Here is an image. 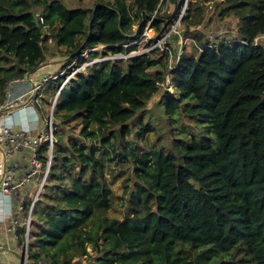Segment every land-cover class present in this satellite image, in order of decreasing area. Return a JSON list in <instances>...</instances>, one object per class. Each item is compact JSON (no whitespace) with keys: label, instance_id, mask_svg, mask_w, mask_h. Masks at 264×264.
<instances>
[{"label":"trees","instance_id":"trees-1","mask_svg":"<svg viewBox=\"0 0 264 264\" xmlns=\"http://www.w3.org/2000/svg\"><path fill=\"white\" fill-rule=\"evenodd\" d=\"M202 1L189 0L180 17L185 35L200 40L189 27L203 20ZM161 2L0 0V102L9 81L46 60L48 40L83 64L97 57L90 49L98 45L103 56L138 49L147 22L163 36L171 20L160 14ZM219 7L220 17L237 18V40L200 44L172 66L167 49L152 56L156 47L123 65L95 61L62 87L53 159L28 236L31 264H82V256L85 264H264V43L254 44L264 34V0ZM166 75L174 90L164 89L159 104L169 121L183 122V136L168 149L143 151L126 137ZM57 83L44 89L46 102ZM74 121L78 132L66 133ZM147 122L139 137L155 130ZM112 155L131 166L121 218L108 214Z\"/></svg>","mask_w":264,"mask_h":264},{"label":"built area","instance_id":"built-area-1","mask_svg":"<svg viewBox=\"0 0 264 264\" xmlns=\"http://www.w3.org/2000/svg\"><path fill=\"white\" fill-rule=\"evenodd\" d=\"M39 20L43 22L42 17ZM174 24L175 22L172 26ZM260 36L263 34L254 38V44L259 42ZM164 38L165 35L158 40ZM155 44L156 42L149 45L146 51ZM102 47L98 45L90 50ZM81 55L84 56V52ZM75 62L77 63V58ZM76 69L77 67L66 64L53 73L42 75L40 79L31 80L30 75L28 78L25 75L11 80L0 102V222H5L4 232L17 242L15 251L18 254V264H29L27 244L31 220L34 207L48 180L56 142L53 112L60 90L77 73ZM168 76H165V81L169 80ZM25 79L28 83L20 90L11 88L23 83ZM50 82L58 83L53 97L44 107L40 99ZM20 234L22 239L19 241ZM3 240L0 233V252L11 251V246ZM21 256L24 258L23 262L20 260Z\"/></svg>","mask_w":264,"mask_h":264},{"label":"rangeland","instance_id":"rangeland-1","mask_svg":"<svg viewBox=\"0 0 264 264\" xmlns=\"http://www.w3.org/2000/svg\"><path fill=\"white\" fill-rule=\"evenodd\" d=\"M66 3L70 6L73 5H85L89 6L92 5V3L95 0H65ZM134 0H126L127 4L133 3ZM189 0H162L161 6L159 9V12L162 16L165 17V19L168 18V20H171L170 27L171 29L169 31L165 32V38L158 40L160 37H157L158 35L155 34L154 30L149 27L148 22L146 26L143 29L142 36L140 37L138 41V49L136 50H130L126 53H116L112 54L110 52H107L105 56L102 55L101 49L97 48L95 51L97 52V57L94 60H87L83 64H79L75 62V59H73L72 62L67 61L68 57H65L61 54L60 49L50 45V43L47 41V47L45 49L46 52V60L52 59V60H61L62 65L64 66L66 64H70L72 67H77V72L85 71V65L103 60V59H123V61H120V64H124V60L126 58H130L137 53L146 52V48L156 42V44L153 47L157 48V51L152 54L153 57L160 56L163 51L167 48V51L169 53V61L168 65H173L175 60L178 58V56L184 51L185 53H193L194 55L197 54L198 48L200 44H206V43H214L221 39H227V40H237V23L238 20L235 16L229 15L226 17H220L218 14L219 11V2L221 0H203L201 3L204 6V18L203 20L197 24L196 26H191L189 29L191 32H194L196 36L202 35L201 40L197 37L194 39L192 37L185 35V25L181 23L180 18L178 20V17L185 13L186 5L188 4ZM172 14V17H166L167 15ZM175 15V16H174ZM178 15V17H177ZM181 17V16H180ZM175 22L174 26L172 24ZM149 39H154L153 42H151L147 47L146 43L149 41ZM200 40V41H199ZM260 43H264V34L263 36H260L259 38ZM134 43V42H133ZM87 50H84V56L87 53ZM86 57V56H85ZM44 62V61H43ZM41 64V63H40ZM39 64V65H40ZM75 66H74V65ZM38 65V66H39ZM41 69L37 70V75L39 76V79L42 77V73L40 72ZM37 76V77H38ZM167 81L164 82V84L160 87V91L157 92L155 95L151 97V99L147 102V110H146V116L142 121H138V123L131 124V134L127 136L129 140H133L132 142H136L139 146V149L145 151L149 150L152 147L158 148L160 146H164L166 149H168L171 146V142L173 138H181L183 136V132H181V124H183L182 121H177L175 119L168 120L165 115L162 114L163 105L159 104V100L161 99L163 95L164 89L168 90V92H172L174 88L169 84L170 82V76H168ZM48 93H43V98L40 99V101H43L44 107L48 104L47 100ZM54 116V115H53ZM146 120H149V124L153 125L155 123V130L146 134L144 138L138 136V131L140 127V122L145 123ZM78 124L77 122H71L68 125V128L66 129V133L69 134H76L78 132ZM112 160L107 163V169H106V179L109 183V185L112 188V194H111V201L112 206L108 212L110 216H115L121 218L123 215V206L121 205V196L123 191V181L126 177L131 176V166L127 162H120L119 157L112 155ZM29 236V235H28ZM3 238L5 242H8V245L11 246V251H5L4 253L0 252V257L4 258L3 261L10 262L12 264H18V254L16 253L15 249V241L12 240L11 237H4L3 232ZM20 239H22V234H20ZM3 240V241H4ZM5 248H8V246H4ZM89 255L93 256L94 251L91 249V247H88ZM86 256L81 257L82 264H85L87 261ZM29 264H31L28 261ZM2 264V263H0Z\"/></svg>","mask_w":264,"mask_h":264},{"label":"crops","instance_id":"crops-1","mask_svg":"<svg viewBox=\"0 0 264 264\" xmlns=\"http://www.w3.org/2000/svg\"><path fill=\"white\" fill-rule=\"evenodd\" d=\"M61 63H63V62H61V60L49 59L47 61H44L38 67H36V69L33 72H31L30 79L31 80H36V79L39 78V76L37 75V73H38L37 70H39V69H41L40 72L42 73V75H44L46 73L55 72L56 70H58L61 67V65H62ZM25 83H28V81L26 79L24 80L23 83L16 84L14 87H11V88H13L15 91L20 90L21 88L24 87ZM5 221H6V223H8L7 219ZM4 224H5V222H0V229H1L0 233H1L2 236H3V232H4V229H3L4 228ZM4 237H9V236L4 232ZM15 246H17V242L16 241H15ZM5 258L6 257H4V258L0 257V263H3L4 262L3 260Z\"/></svg>","mask_w":264,"mask_h":264},{"label":"water","instance_id":"water-1","mask_svg":"<svg viewBox=\"0 0 264 264\" xmlns=\"http://www.w3.org/2000/svg\"><path fill=\"white\" fill-rule=\"evenodd\" d=\"M36 67H38V66H36ZM36 67L33 68L32 70H30L29 72L26 73V77H27V78H28V76L31 74V72H33V71L36 69ZM20 260H21V262H23V260H24L23 256H21Z\"/></svg>","mask_w":264,"mask_h":264}]
</instances>
